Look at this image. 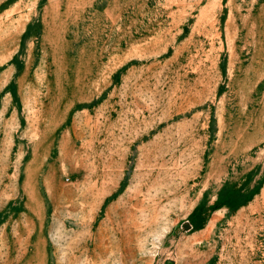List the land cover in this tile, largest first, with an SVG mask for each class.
I'll list each match as a JSON object with an SVG mask.
<instances>
[{"label":"rangeland","instance_id":"374dc122","mask_svg":"<svg viewBox=\"0 0 264 264\" xmlns=\"http://www.w3.org/2000/svg\"><path fill=\"white\" fill-rule=\"evenodd\" d=\"M0 264H264V0H0Z\"/></svg>","mask_w":264,"mask_h":264}]
</instances>
